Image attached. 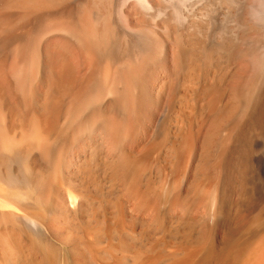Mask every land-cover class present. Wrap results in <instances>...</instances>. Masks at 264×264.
Instances as JSON below:
<instances>
[{
  "label": "bare ground",
  "instance_id": "6f19581e",
  "mask_svg": "<svg viewBox=\"0 0 264 264\" xmlns=\"http://www.w3.org/2000/svg\"><path fill=\"white\" fill-rule=\"evenodd\" d=\"M0 264H264V0H0Z\"/></svg>",
  "mask_w": 264,
  "mask_h": 264
},
{
  "label": "rangeland",
  "instance_id": "374dc122",
  "mask_svg": "<svg viewBox=\"0 0 264 264\" xmlns=\"http://www.w3.org/2000/svg\"><path fill=\"white\" fill-rule=\"evenodd\" d=\"M200 198V199H199ZM197 199H194L192 200L190 203H189V207H193L192 208V212H197L199 210L200 207H205V203H204V199H202L201 197H199ZM174 201V202H173ZM184 206V203L183 201H181V199L179 198H174V200H172L171 204H170V207H173V210H178L179 207H183ZM176 208V209H175ZM199 240H198V237H193L191 240H190V245L191 246H196L198 244Z\"/></svg>",
  "mask_w": 264,
  "mask_h": 264
}]
</instances>
